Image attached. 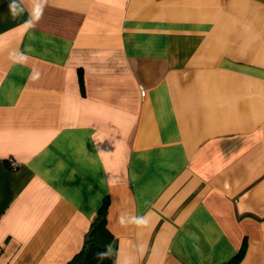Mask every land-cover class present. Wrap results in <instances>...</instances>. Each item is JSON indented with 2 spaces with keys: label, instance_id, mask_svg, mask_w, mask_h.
Wrapping results in <instances>:
<instances>
[{
  "label": "crops",
  "instance_id": "0c3cea01",
  "mask_svg": "<svg viewBox=\"0 0 264 264\" xmlns=\"http://www.w3.org/2000/svg\"><path fill=\"white\" fill-rule=\"evenodd\" d=\"M105 198L113 264H264V0H0V264Z\"/></svg>",
  "mask_w": 264,
  "mask_h": 264
},
{
  "label": "trees",
  "instance_id": "16d2710c",
  "mask_svg": "<svg viewBox=\"0 0 264 264\" xmlns=\"http://www.w3.org/2000/svg\"><path fill=\"white\" fill-rule=\"evenodd\" d=\"M108 205L109 200L105 198L86 235L82 250L66 264H113V261L105 256L112 240V236L106 228ZM240 258L241 254H238L225 264H237Z\"/></svg>",
  "mask_w": 264,
  "mask_h": 264
},
{
  "label": "built area",
  "instance_id": "2783aa9c",
  "mask_svg": "<svg viewBox=\"0 0 264 264\" xmlns=\"http://www.w3.org/2000/svg\"><path fill=\"white\" fill-rule=\"evenodd\" d=\"M9 167L11 168V169H15V168H17V166H18V163L17 162H15L14 160H12V159H9Z\"/></svg>",
  "mask_w": 264,
  "mask_h": 264
},
{
  "label": "clouds",
  "instance_id": "9594fccd",
  "mask_svg": "<svg viewBox=\"0 0 264 264\" xmlns=\"http://www.w3.org/2000/svg\"><path fill=\"white\" fill-rule=\"evenodd\" d=\"M16 7V5L14 4L13 5V8H15ZM147 221H145L143 218H139L138 220H137V223L138 224H144V223H146Z\"/></svg>",
  "mask_w": 264,
  "mask_h": 264
}]
</instances>
